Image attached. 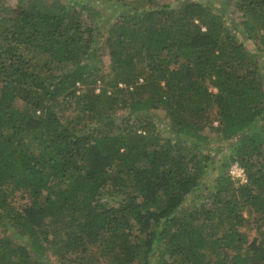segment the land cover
Segmentation results:
<instances>
[{"label":"trees","instance_id":"obj_1","mask_svg":"<svg viewBox=\"0 0 264 264\" xmlns=\"http://www.w3.org/2000/svg\"><path fill=\"white\" fill-rule=\"evenodd\" d=\"M109 1L0 10V264H264V0Z\"/></svg>","mask_w":264,"mask_h":264},{"label":"rangeland","instance_id":"obj_2","mask_svg":"<svg viewBox=\"0 0 264 264\" xmlns=\"http://www.w3.org/2000/svg\"><path fill=\"white\" fill-rule=\"evenodd\" d=\"M48 2H51L52 0H47ZM61 1H66V0H61ZM83 2H89L90 4L92 5H95L96 8L100 9L101 13H102V16L108 14V12L110 11V7H111V3L109 0H81ZM163 2H167V1H174V0H162ZM228 1V6L229 8H233V0H227ZM3 7H7L9 8L11 11L14 10V13H15V10L17 9L18 7V0H0V10H3V13H7L8 11L6 9H2ZM238 17H241L243 18L244 15L242 14V12L240 11H237L235 12ZM109 55L106 53L104 55V63L102 64V70L103 72H108L110 70V63H109ZM261 60V59H260ZM80 89L78 90V92H81L83 90H88L90 87V85H81L80 84ZM101 88V82L98 81V84L96 85V91H99ZM64 102L63 101V98H60L59 99V102L56 104V108L57 110L59 111L60 115L62 118H66L68 116H73V117H77L80 115L81 111H82V107H79L77 108L75 105V99H73L70 104H62L61 103ZM125 110H122L121 112H119L120 115H124V112ZM79 113V114H78ZM158 113L161 117H165V111L160 109L158 110ZM215 124H217V121L215 122ZM208 132L210 133L211 135V144L210 145H214V146H217V145H220L221 143L218 141V137H216V133L215 131L213 130H210V129H207ZM211 151H214V149H210ZM108 193H109V190L107 189ZM110 195V193H109ZM104 201H107V198H104L103 199ZM111 203L113 204H117V201L113 200ZM243 230H245L248 234H249V237L250 239H252L255 235H256V228L255 226L253 225H250V226H245L243 227ZM51 254V253H50ZM52 259H54V256L51 254L50 255Z\"/></svg>","mask_w":264,"mask_h":264},{"label":"built area","instance_id":"obj_3","mask_svg":"<svg viewBox=\"0 0 264 264\" xmlns=\"http://www.w3.org/2000/svg\"><path fill=\"white\" fill-rule=\"evenodd\" d=\"M229 174L237 182L243 183L248 179L245 167L237 160L231 163L229 167Z\"/></svg>","mask_w":264,"mask_h":264}]
</instances>
